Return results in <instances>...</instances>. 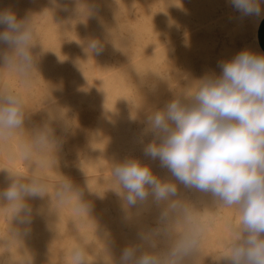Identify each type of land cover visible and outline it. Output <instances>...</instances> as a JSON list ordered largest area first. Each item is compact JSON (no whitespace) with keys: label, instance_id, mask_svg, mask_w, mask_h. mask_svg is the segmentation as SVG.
Here are the masks:
<instances>
[{"label":"clouds","instance_id":"9594fccd","mask_svg":"<svg viewBox=\"0 0 264 264\" xmlns=\"http://www.w3.org/2000/svg\"><path fill=\"white\" fill-rule=\"evenodd\" d=\"M230 3L242 16H261V0ZM0 29V73L7 72L29 87L41 55L34 51L38 43L34 18L29 14L18 17L11 7L0 9ZM86 49L100 55L104 45L92 38ZM218 67L220 74L204 75L162 105L143 101L130 117L137 122L142 113L138 142L143 157L158 160L170 176L154 172L136 156L113 163L111 179L117 187L106 191L118 197L122 219L135 227L137 239L127 242L117 256L112 250L114 238L105 231L103 264H197L204 234L214 217L202 215L206 207L201 209L186 198L181 186L210 195L215 206L236 213L229 220L226 251L215 260L264 264V53L245 48L218 62ZM149 91L155 94L158 88L153 85ZM61 109L51 100L38 111L29 110L16 87L0 82V148L9 147L19 135L9 155L29 168V174L0 170L7 173L0 186V209L10 216L13 238L29 235L34 216L45 212L43 204L34 208L29 201L46 202L51 212L49 204L54 198L58 206L71 204L78 215L90 218L94 209L86 192L105 197L106 191L101 195L88 186L79 187L63 175L50 193L48 178L38 171L45 164L59 167L73 128ZM41 112V119L33 121ZM153 209L156 215L149 221L146 218ZM88 254L83 244L73 247L71 264H89ZM24 264H33L32 259Z\"/></svg>","mask_w":264,"mask_h":264},{"label":"bare ground","instance_id":"6f19581e","mask_svg":"<svg viewBox=\"0 0 264 264\" xmlns=\"http://www.w3.org/2000/svg\"><path fill=\"white\" fill-rule=\"evenodd\" d=\"M45 1L46 12L41 25L43 32L34 49L35 52L41 53L43 65L37 67L38 72L33 81H38L45 75L62 77L66 72L62 63L71 61L76 63V67L72 69L76 83L74 82L75 84L66 89H45V92L41 94L39 110L45 105H50L51 100H55L56 106L62 108L61 114L67 117L70 107V103H67L69 98L67 95L79 97L83 93L86 95L87 91L92 93V101L89 103L99 109L102 117L101 122L107 128L108 134L101 138L98 135L94 136L93 145L85 156L84 171L81 174H76L77 186L82 188L88 186L95 190L100 187L101 182H106L107 189L116 188L117 185L112 182L111 175L100 177L103 167L112 168L113 163L129 156H137L142 152V145L138 142V137L143 127L138 132H129V119L123 113L127 102L131 100L130 94L146 80L160 81L159 66L166 61L170 54L168 41L176 32L178 25L202 26L200 21L207 20L214 7L211 0H151V9L147 8L149 0ZM16 3V0H0V9L12 8ZM134 4L145 5V7L143 5V8L141 7V11L144 8L145 11L142 13V21L137 26L123 21ZM134 28L139 30L137 37L122 35L123 31ZM73 30L82 32V35L70 34ZM66 34L71 36L65 37ZM92 38L100 39L104 45V50L100 55L90 54L86 49L87 41ZM162 38L165 39L162 40ZM64 40H68L71 46L77 48L75 57L70 56L69 50L63 48ZM115 53H119L123 57L118 67L109 63L111 56ZM6 74L8 77H14L7 72ZM20 88L25 87L20 85ZM22 94L25 98L26 92H22ZM18 140L20 139L16 136L10 142L9 147L0 148L6 162L1 170L22 171L29 174V168L22 160L11 158L9 155V148L14 147ZM35 159L39 160L40 157H35ZM38 171L48 178L49 188L54 190L55 181L61 179L59 167L52 168L45 164ZM6 175L5 171H0L2 179L0 186L3 185ZM192 192L197 206L201 209L206 207L203 209L202 215L209 217V209L214 204L212 197L194 190ZM85 198L90 202L94 199L93 195H89L87 192ZM29 202L34 208L43 204L45 212L43 215L34 216L31 233L19 239L10 236L11 223L8 215L7 234L0 240L2 264H24L26 260L31 259L33 264H47L52 249L47 246L45 251L42 244L49 245L51 237L68 230L67 224L61 222L63 219L61 212L65 210L64 208L56 209L49 204L51 207V212H49L46 202ZM70 209L72 213L66 217L75 221L79 215L75 212L73 205ZM40 221H42L41 225H39ZM77 228L76 232L67 231L70 235L69 240L65 246L55 249L59 254L60 252L64 253L63 257L70 264V251L73 247L91 239L105 243V233L101 224H87V226ZM104 252L105 250L100 255ZM100 255L87 256L89 264H103ZM104 259L108 260L109 257L105 255ZM217 262V264H228L227 261Z\"/></svg>","mask_w":264,"mask_h":264},{"label":"rangeland","instance_id":"374dc122","mask_svg":"<svg viewBox=\"0 0 264 264\" xmlns=\"http://www.w3.org/2000/svg\"><path fill=\"white\" fill-rule=\"evenodd\" d=\"M14 1V0H13ZM17 3L12 9L16 11L18 17H23L25 14L32 15L34 18L35 31L38 42L40 41L42 19L46 12L45 0H16ZM214 7L211 16L207 20H201L204 25L196 26L188 24L187 26L178 25L176 32L168 41V48L170 54L166 61L162 62L159 66L161 74L160 81L146 80L140 84L137 89L133 90L130 94L131 100L127 102L124 109L125 116L129 119L128 130L131 133L138 132L143 124L140 123L142 113L138 114L137 122H132L130 117L135 116L138 112L137 108L144 103L146 105H162L165 101L172 98L175 92L187 90V86L203 77L208 73L220 74L221 69L218 67V62L227 60L235 56L242 49L248 48L253 51L261 52L257 45L256 28L259 20L264 16V0H261V16H242L231 5L230 0H211ZM145 7L144 4H142ZM141 4H134L127 12V16L123 21L128 24H139L142 21ZM140 9H138V8ZM142 7V8H143ZM147 8H152V1L147 2ZM140 10V11H138ZM124 18V17H123ZM70 34L82 35L78 30L71 31ZM124 37H137L139 30L130 29L123 31ZM65 37L71 35L66 34ZM165 38H162L164 40ZM68 40L63 41V48L69 50V55L75 57L77 48L71 46ZM191 44V45H190ZM262 53V52H261ZM123 57L119 53L111 56L110 64L116 67L120 66ZM63 68L66 72L62 77H52L45 75L38 81H33L29 87L20 88V84L14 77H8L6 72L0 73V82H7L13 87H16L21 93L26 92L25 105L26 108L33 111L39 110V103L41 94L45 89H66L70 88L76 83V78L72 73V69L76 67V63L71 61L63 62ZM43 65L41 55L37 67ZM9 81V82H8ZM13 82V83H11ZM15 82V83H14ZM17 82V83H16ZM75 82V83H74ZM157 86L158 91L153 94L149 91L151 86ZM88 92V91H87ZM80 95L79 97L67 95V103L70 107L67 112V119L70 121L73 128L66 137V142L63 146L59 170L61 179L63 176L71 178L74 184L77 185V173H82L85 156L87 151L91 148L94 141V136L98 135L100 138L108 134L107 128L101 122L102 117L99 109L89 103L92 101V93ZM43 113H38L33 117V121H39ZM31 127V123L27 124ZM26 136V133H25ZM19 139L21 137L18 135ZM150 139V137L148 138ZM136 157H140L144 163L151 165L154 172L161 176L168 175L166 169L159 167V161H152L143 157L142 152ZM6 164L2 157L0 149V170ZM63 175V176H62ZM111 175V168L106 166L101 170L100 177H108ZM59 179V180H61ZM57 180V181H59ZM2 181L0 176V182ZM55 181V182H57ZM106 182H101L100 187L93 191L103 195L107 190ZM53 188H49L51 193ZM183 195L189 200L194 201V194L192 190H185L181 186ZM113 196V197H112ZM91 201L93 205V212L90 218L79 215L75 221L69 220L66 216L71 215V204L57 205L55 199L52 200V206L57 208H64L61 212L63 219L61 222L67 224L68 232L78 231L77 227H84L87 224H101L102 230L109 232L114 238L113 252L118 256L120 249L129 241H135L136 229L133 226L126 224L122 219V213L118 197L115 193L110 191L105 192L103 199L94 196ZM195 202V201H194ZM31 203V202H29ZM67 208V209H66ZM201 208V207H200ZM209 215L214 217V223L209 224L201 244L200 256L197 259V264H217L215 257H218L226 251L224 241L229 236V220L233 219L236 215L234 209L215 206L214 204L209 209ZM156 211L153 209L152 215L146 219L151 221L155 218ZM8 213L0 209V240L6 233V224ZM42 221L39 222L41 225ZM128 230V231H127ZM67 231H62L61 234L54 235L50 238V244H42L43 250L46 247L52 249L51 257L47 264H70L63 257L64 253L60 254L55 251L56 247L65 246L70 235ZM89 249L88 256L100 255L105 250V243H100L95 239L83 243ZM47 247V248H48ZM214 257V258H213ZM2 257L0 256V264H2Z\"/></svg>","mask_w":264,"mask_h":264},{"label":"crops","instance_id":"0c3cea01","mask_svg":"<svg viewBox=\"0 0 264 264\" xmlns=\"http://www.w3.org/2000/svg\"><path fill=\"white\" fill-rule=\"evenodd\" d=\"M257 45L262 53H264V17H262L256 28Z\"/></svg>","mask_w":264,"mask_h":264}]
</instances>
